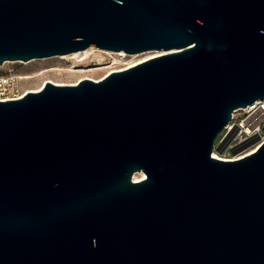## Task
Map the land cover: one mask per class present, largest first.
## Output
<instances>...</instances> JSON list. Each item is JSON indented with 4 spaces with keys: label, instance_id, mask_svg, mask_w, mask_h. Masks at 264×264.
<instances>
[{
    "label": "water",
    "instance_id": "water-1",
    "mask_svg": "<svg viewBox=\"0 0 264 264\" xmlns=\"http://www.w3.org/2000/svg\"><path fill=\"white\" fill-rule=\"evenodd\" d=\"M90 47L162 54L0 102V264H264V144L210 157L264 100V0H0V66Z\"/></svg>",
    "mask_w": 264,
    "mask_h": 264
},
{
    "label": "built area",
    "instance_id": "built-area-1",
    "mask_svg": "<svg viewBox=\"0 0 264 264\" xmlns=\"http://www.w3.org/2000/svg\"><path fill=\"white\" fill-rule=\"evenodd\" d=\"M105 53L110 57L111 64H114V59L127 56L122 52ZM18 80H20L18 76H0V102L18 100L26 94L18 87ZM262 144H264V100L256 101L232 113L230 121L217 136L210 157L217 161L234 162L255 153ZM216 149H221V152H217Z\"/></svg>",
    "mask_w": 264,
    "mask_h": 264
},
{
    "label": "rangeland",
    "instance_id": "rangeland-1",
    "mask_svg": "<svg viewBox=\"0 0 264 264\" xmlns=\"http://www.w3.org/2000/svg\"><path fill=\"white\" fill-rule=\"evenodd\" d=\"M156 55L154 52L140 53L136 55H127L124 58L117 59L115 64H111L110 57L106 53L94 52V55L86 59L82 63H76L71 60L59 59L58 57L44 59V60H34L28 63L20 62H6L0 66V76L2 77H16L24 75L36 74L40 71L48 70L51 68H61L66 69L68 65L73 64L78 69L77 70H93L96 68H103L102 70L90 72V73H60L47 72L40 76H36L28 80H18V87L23 91L36 90L44 84L45 81H53L63 84H72L77 79H100L104 78L109 72H115L120 69H126L130 65H133L143 59L152 57ZM80 58V54L77 53ZM82 56V55H81ZM156 57V56H155ZM154 58V57H152ZM85 68V69H84ZM138 174H134L133 177ZM132 177V178H133Z\"/></svg>",
    "mask_w": 264,
    "mask_h": 264
},
{
    "label": "bare ground",
    "instance_id": "bare-ground-1",
    "mask_svg": "<svg viewBox=\"0 0 264 264\" xmlns=\"http://www.w3.org/2000/svg\"><path fill=\"white\" fill-rule=\"evenodd\" d=\"M100 52V53H105L104 51H100V50H96L95 48H93V47H90V48H88V49H86L85 51H83V52H81V53H79L80 54V58L77 56V53H74V54H71V55H68V56H62V57H58L59 59H64V60H71V59H73V61H75L76 63H82V62H84L86 59H88L89 57H91V56H93L94 55V52ZM154 53H156V55H154V56H152V57H157V56H159L160 54H162L161 52H154ZM82 55V56H81ZM123 55V54H122ZM152 57H148V58H146V59H143V60H141V61H139V62H137V63H135V64H133V65H130L129 67H127L126 69H128V68H131V67H133V66H135V65H138V64H140V63H143V62H145V61H147V60H149V59H152ZM116 61L117 60H115L114 59V64L116 63ZM113 64V63H112ZM78 68L76 67V66H74L73 64H70V65H68V67L66 68V69H61V68H51V69H48V70H44V71H40V72H38V73H36V74H32V75H24V76H18V78L20 79V80H28V79H32V78H34V77H36V76H40V75H42L43 73H47V72H55V73H57V74H60V73H62V72H64V73H90V72H95V71H99V70H102L103 68H96V69H93V70H77ZM85 69V68H84ZM112 73V72H111ZM108 74H110V72L108 73ZM107 74V75H108ZM107 75H105V76H107ZM104 76V77H105ZM88 79H90V80H93V81H99V80H101L102 78H100V79H91V78H88ZM80 80H82V78H79V79H77L74 83H72V84H63V83H58V82H53V81H45L44 82V84L46 83V82H50V83H52L53 85H56V86H66V85H75L76 83H78ZM44 84L42 85V86H40L38 89H36V90H31V91H25V93H29V92H32V93H36V92H39L41 89H42V87L44 86ZM145 178V176H144V174H141V173H138V175H135L133 178H132V181L133 182H138V181H141V180H143Z\"/></svg>",
    "mask_w": 264,
    "mask_h": 264
}]
</instances>
